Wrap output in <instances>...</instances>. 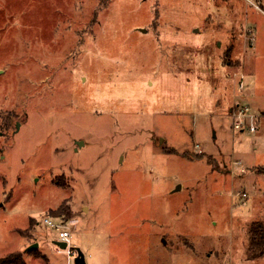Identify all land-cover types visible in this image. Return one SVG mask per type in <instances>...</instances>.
Listing matches in <instances>:
<instances>
[{
	"label": "rangeland",
	"instance_id": "obj_1",
	"mask_svg": "<svg viewBox=\"0 0 264 264\" xmlns=\"http://www.w3.org/2000/svg\"><path fill=\"white\" fill-rule=\"evenodd\" d=\"M64 202L86 264H264V0H0V257L75 264Z\"/></svg>",
	"mask_w": 264,
	"mask_h": 264
},
{
	"label": "trees",
	"instance_id": "obj_2",
	"mask_svg": "<svg viewBox=\"0 0 264 264\" xmlns=\"http://www.w3.org/2000/svg\"><path fill=\"white\" fill-rule=\"evenodd\" d=\"M231 55L232 48H230L226 52V56L224 58L225 65L227 66L235 65V63L231 61ZM169 153L174 154L175 152L174 150H171ZM197 158H200V156H197ZM54 184L62 188L65 187V184L57 182L56 180L54 181ZM50 213L56 215L57 219H65L64 221L69 220V218L72 216V210L66 202L62 203L56 211H51ZM19 234L25 238L28 237L25 235L24 231L19 230ZM248 236L249 243L247 252L249 259L256 260L264 257V224L260 221L253 222L249 228ZM26 254H31L36 258H43L45 261H47V258L45 256L41 255L38 251L33 249L26 252H14L4 257H0V264H27L25 260Z\"/></svg>",
	"mask_w": 264,
	"mask_h": 264
},
{
	"label": "built area",
	"instance_id": "obj_3",
	"mask_svg": "<svg viewBox=\"0 0 264 264\" xmlns=\"http://www.w3.org/2000/svg\"><path fill=\"white\" fill-rule=\"evenodd\" d=\"M244 89L245 88L243 85V79H241L239 82V90L240 92H243ZM230 117L233 122L234 131H238V132L248 131L250 133H257L259 129L258 123L260 120V116H257L254 113H252L251 108L248 105L235 103V105L230 110ZM238 164L241 165L240 162ZM235 165L236 162H233V166ZM243 198H247V195L244 194ZM44 222L47 226L55 228V230L59 232L58 242H64L67 244V249L62 250L59 248V252L60 253L66 252V254L69 257L77 256V252L75 253L73 250L69 249L70 238H71L70 226L74 225L76 222L66 223V221L60 220V224L55 225L51 217L46 218Z\"/></svg>",
	"mask_w": 264,
	"mask_h": 264
},
{
	"label": "water",
	"instance_id": "obj_4",
	"mask_svg": "<svg viewBox=\"0 0 264 264\" xmlns=\"http://www.w3.org/2000/svg\"><path fill=\"white\" fill-rule=\"evenodd\" d=\"M56 245L62 250L67 249V244L64 242H56ZM36 248H38V244L31 245L28 249L32 250ZM74 263L75 264H86L85 255L80 250L77 251V256L74 260Z\"/></svg>",
	"mask_w": 264,
	"mask_h": 264
},
{
	"label": "crops",
	"instance_id": "obj_5",
	"mask_svg": "<svg viewBox=\"0 0 264 264\" xmlns=\"http://www.w3.org/2000/svg\"><path fill=\"white\" fill-rule=\"evenodd\" d=\"M240 76L243 77L242 74H241V75H240V74L237 75V77H240ZM234 82H235V79L233 80V83H234ZM232 103H233V102H232ZM229 112H230V111H229ZM33 245H34V244H33ZM27 246H31V245L28 244ZM32 250H33V249H32ZM26 251H30V250L27 248V249H25L24 252H26ZM28 256H33V255H31V254H26V255H25V260L28 259V258H27ZM34 257H35V256H34ZM29 258H30V257H29ZM26 263H27V261H26Z\"/></svg>",
	"mask_w": 264,
	"mask_h": 264
}]
</instances>
